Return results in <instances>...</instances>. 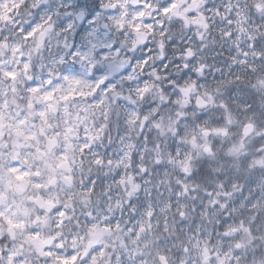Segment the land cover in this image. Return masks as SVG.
Masks as SVG:
<instances>
[{"label": "clouds", "instance_id": "obj_1", "mask_svg": "<svg viewBox=\"0 0 264 264\" xmlns=\"http://www.w3.org/2000/svg\"><path fill=\"white\" fill-rule=\"evenodd\" d=\"M0 264H264V0H0Z\"/></svg>", "mask_w": 264, "mask_h": 264}]
</instances>
